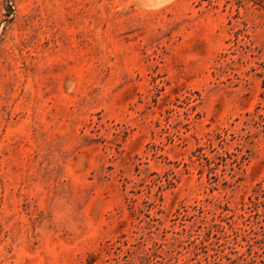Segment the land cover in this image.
<instances>
[{
    "label": "rangeland",
    "instance_id": "1",
    "mask_svg": "<svg viewBox=\"0 0 264 264\" xmlns=\"http://www.w3.org/2000/svg\"><path fill=\"white\" fill-rule=\"evenodd\" d=\"M0 264H264V0H0Z\"/></svg>",
    "mask_w": 264,
    "mask_h": 264
},
{
    "label": "clouds",
    "instance_id": "2",
    "mask_svg": "<svg viewBox=\"0 0 264 264\" xmlns=\"http://www.w3.org/2000/svg\"><path fill=\"white\" fill-rule=\"evenodd\" d=\"M153 2L158 4L159 6L163 7V6L171 3L172 0H149V3H153Z\"/></svg>",
    "mask_w": 264,
    "mask_h": 264
}]
</instances>
